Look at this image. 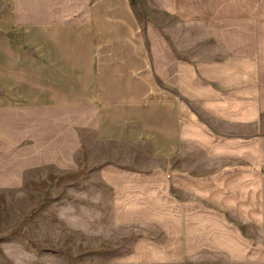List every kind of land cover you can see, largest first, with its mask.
<instances>
[{
    "label": "crops",
    "instance_id": "obj_1",
    "mask_svg": "<svg viewBox=\"0 0 264 264\" xmlns=\"http://www.w3.org/2000/svg\"><path fill=\"white\" fill-rule=\"evenodd\" d=\"M179 6L0 0L1 203L108 198L116 224L165 216L264 264V30L197 47L165 27Z\"/></svg>",
    "mask_w": 264,
    "mask_h": 264
},
{
    "label": "rangeland",
    "instance_id": "obj_2",
    "mask_svg": "<svg viewBox=\"0 0 264 264\" xmlns=\"http://www.w3.org/2000/svg\"><path fill=\"white\" fill-rule=\"evenodd\" d=\"M179 1L180 21L165 22V27L193 32L197 47L219 41L209 38L207 30L229 31L226 39L229 46L248 40L236 38L237 30H264V0ZM218 16L226 21H214ZM183 40L190 44L192 39ZM202 52L200 49L199 54ZM188 200L181 197L183 205ZM2 201L0 264H237L234 242L226 244L213 238L204 244L200 231H176L173 228L176 222L165 216L157 215L156 222H137L134 220L137 215H132V223L116 224L115 214L110 213L107 205L108 198H5ZM18 201L24 204L19 205ZM33 203L36 207H31L29 212ZM21 209L24 212H19ZM248 232L264 242V231H245Z\"/></svg>",
    "mask_w": 264,
    "mask_h": 264
}]
</instances>
